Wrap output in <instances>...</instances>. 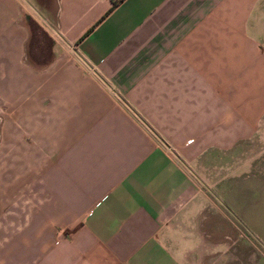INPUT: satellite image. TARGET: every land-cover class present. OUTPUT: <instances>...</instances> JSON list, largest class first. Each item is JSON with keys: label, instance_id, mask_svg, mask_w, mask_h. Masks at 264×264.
Returning a JSON list of instances; mask_svg holds the SVG:
<instances>
[{"label": "crops", "instance_id": "1", "mask_svg": "<svg viewBox=\"0 0 264 264\" xmlns=\"http://www.w3.org/2000/svg\"><path fill=\"white\" fill-rule=\"evenodd\" d=\"M35 1L0 0V264H264V0Z\"/></svg>", "mask_w": 264, "mask_h": 264}, {"label": "rangeland", "instance_id": "2", "mask_svg": "<svg viewBox=\"0 0 264 264\" xmlns=\"http://www.w3.org/2000/svg\"><path fill=\"white\" fill-rule=\"evenodd\" d=\"M35 2H36L35 0H26V2L23 0L24 5H26L27 11H30L31 13H34L33 15H36L37 17H39L34 11L35 7H37L35 5L36 4ZM24 19L30 26V31H31L30 32L31 48H30L29 55L34 62H41L48 53V49L46 46V44L48 45V42L45 40L44 36L40 32V29L36 21L31 17L29 12H26ZM39 43L43 44L44 46H38ZM44 47L46 48L44 49ZM223 160L224 159L221 158L220 162ZM251 178L253 177L251 176L249 180H251ZM223 200L225 202L224 196H223ZM220 208L224 211V213L226 212L225 204L224 205L220 204ZM236 225L238 226L237 231L239 232V234L241 233L240 234L241 236L238 242L240 253H239V258H236V259H238V261H240V259H244V261L247 262L249 261V254L251 253L252 255L254 253L253 245H251V243L248 240L246 242L242 240L243 239L241 238L243 235L242 231H244L245 233H247V231L244 230L242 222L239 221L237 218H236Z\"/></svg>", "mask_w": 264, "mask_h": 264}, {"label": "built area", "instance_id": "3", "mask_svg": "<svg viewBox=\"0 0 264 264\" xmlns=\"http://www.w3.org/2000/svg\"><path fill=\"white\" fill-rule=\"evenodd\" d=\"M188 141H190V139Z\"/></svg>", "mask_w": 264, "mask_h": 264}]
</instances>
